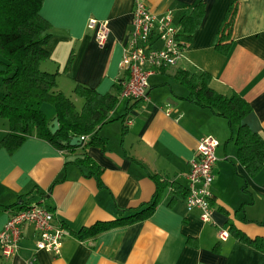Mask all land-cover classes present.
Segmentation results:
<instances>
[{"label": "crops", "instance_id": "crops-1", "mask_svg": "<svg viewBox=\"0 0 264 264\" xmlns=\"http://www.w3.org/2000/svg\"><path fill=\"white\" fill-rule=\"evenodd\" d=\"M133 1H43L39 13L50 23L51 34L40 69L55 74V90L76 110L84 103L74 92L77 85L104 95L115 93L126 78L121 58L132 28ZM197 3L202 16L182 57L148 76V98L116 92L115 106L94 130L103 145L82 141L59 149L32 134L13 152L0 147V230L11 211L41 204L69 231L53 254L36 249L37 234L26 224L18 250L8 258L0 254V264H264V249L231 231L250 240L264 238V165L249 174L238 158L235 128L190 99L175 77L180 70L202 71L215 92L238 94L251 108L242 123L264 138V0H147L156 16L171 11L179 29L184 13ZM232 8L230 32L224 35ZM89 18L108 23L101 47L86 26ZM42 109L55 119L52 106ZM7 132L0 117V140ZM203 136L218 143L210 222L185 205L186 174ZM156 180L165 184L146 218L95 236L74 235L142 208L156 193ZM220 230L228 233L224 240Z\"/></svg>", "mask_w": 264, "mask_h": 264}, {"label": "trees", "instance_id": "trees-1", "mask_svg": "<svg viewBox=\"0 0 264 264\" xmlns=\"http://www.w3.org/2000/svg\"><path fill=\"white\" fill-rule=\"evenodd\" d=\"M43 1L0 0V117L8 124V132L0 140V147L13 152L32 134L59 149L73 148L68 145L73 136H86L84 146H101L105 142L94 134V130L106 121L117 102L116 92H120L121 87L116 86L115 93L101 95L92 88L77 85L74 92L84 99L80 111L68 97L55 90V74L40 69V63L48 57L45 45L51 34L50 23L39 13ZM202 12V4L197 3L184 13L176 36L179 42L186 45L190 33L200 22ZM234 12L232 8L224 35L230 32ZM175 77L188 88L190 99L225 118L235 128L233 139L238 158L249 174H255L264 165V138L242 123L251 110L249 103L234 92L229 96L215 92L209 86L210 77L205 72L180 70ZM44 105L54 109V118L58 121L55 133L48 128L52 119L44 113ZM77 162L85 163L84 160ZM164 184L156 180V193L142 208L110 222L81 228L74 235L78 238L95 236L105 229L146 218L158 201ZM231 231L264 249V238L250 240L234 229Z\"/></svg>", "mask_w": 264, "mask_h": 264}, {"label": "built area", "instance_id": "built-area-1", "mask_svg": "<svg viewBox=\"0 0 264 264\" xmlns=\"http://www.w3.org/2000/svg\"><path fill=\"white\" fill-rule=\"evenodd\" d=\"M132 28L122 48L121 67L126 78L120 81V95L134 100L148 98V76L158 70L174 65L183 55L185 45L176 38L179 28L173 23L171 11L154 15L147 6V0H134ZM87 28L93 31L98 46H103L109 34L106 20L89 18ZM81 141L86 136H80ZM217 141L203 136L197 141L195 157L186 174L187 187L185 205L188 211L197 209L202 222L211 221L212 193L210 185L214 178L215 148ZM32 225L37 234L36 249L58 254L63 238L69 231L56 222L54 214L41 204H31L11 211L0 230V254L8 258L18 250L24 225ZM226 230H220L218 237L224 240Z\"/></svg>", "mask_w": 264, "mask_h": 264}, {"label": "water", "instance_id": "water-1", "mask_svg": "<svg viewBox=\"0 0 264 264\" xmlns=\"http://www.w3.org/2000/svg\"><path fill=\"white\" fill-rule=\"evenodd\" d=\"M49 130L51 133H55L56 130L58 129V121L57 119H53L51 123L48 126ZM82 141L79 136H73L70 141L68 142V145L70 146H79L81 145ZM63 144H66L63 142Z\"/></svg>", "mask_w": 264, "mask_h": 264}, {"label": "rangeland", "instance_id": "rangeland-1", "mask_svg": "<svg viewBox=\"0 0 264 264\" xmlns=\"http://www.w3.org/2000/svg\"><path fill=\"white\" fill-rule=\"evenodd\" d=\"M44 110V109H43ZM45 112V111H44Z\"/></svg>", "mask_w": 264, "mask_h": 264}]
</instances>
